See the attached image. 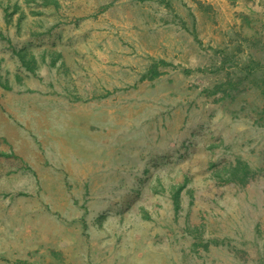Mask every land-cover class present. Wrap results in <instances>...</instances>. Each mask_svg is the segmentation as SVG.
I'll return each instance as SVG.
<instances>
[{"label": "rangeland", "instance_id": "1", "mask_svg": "<svg viewBox=\"0 0 264 264\" xmlns=\"http://www.w3.org/2000/svg\"><path fill=\"white\" fill-rule=\"evenodd\" d=\"M0 152V264H264V0H0Z\"/></svg>", "mask_w": 264, "mask_h": 264}, {"label": "crops", "instance_id": "2", "mask_svg": "<svg viewBox=\"0 0 264 264\" xmlns=\"http://www.w3.org/2000/svg\"><path fill=\"white\" fill-rule=\"evenodd\" d=\"M55 100H57V102H59L60 105L62 104V103H61L62 101L58 100L57 98H55ZM64 101H65V100H63V103H64ZM58 126H59V125H57V123L54 124V127H55V128H58ZM1 155H3V154H1Z\"/></svg>", "mask_w": 264, "mask_h": 264}, {"label": "trees", "instance_id": "3", "mask_svg": "<svg viewBox=\"0 0 264 264\" xmlns=\"http://www.w3.org/2000/svg\"><path fill=\"white\" fill-rule=\"evenodd\" d=\"M29 1V0H28ZM0 154H5L4 152H0Z\"/></svg>", "mask_w": 264, "mask_h": 264}, {"label": "bare ground", "instance_id": "4", "mask_svg": "<svg viewBox=\"0 0 264 264\" xmlns=\"http://www.w3.org/2000/svg\"><path fill=\"white\" fill-rule=\"evenodd\" d=\"M22 110V109H21ZM27 123V122H26Z\"/></svg>", "mask_w": 264, "mask_h": 264}]
</instances>
